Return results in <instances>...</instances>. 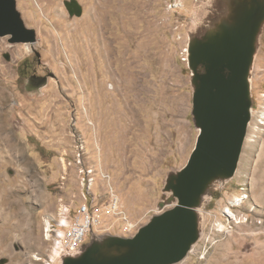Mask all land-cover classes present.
Masks as SVG:
<instances>
[{
	"label": "rangeland",
	"instance_id": "obj_1",
	"mask_svg": "<svg viewBox=\"0 0 264 264\" xmlns=\"http://www.w3.org/2000/svg\"><path fill=\"white\" fill-rule=\"evenodd\" d=\"M66 1L15 0L35 42L0 36V264H60L46 217L69 223L82 205L100 216L77 253L126 244L174 208L199 130L194 81L219 60V49L199 51L221 47L230 22L245 61L252 49V116L234 174L202 194L193 252L175 264H264V0H179L177 9L172 0H74L79 16ZM31 69L47 81L28 92ZM112 194L117 215L105 212ZM243 194L227 220L222 211Z\"/></svg>",
	"mask_w": 264,
	"mask_h": 264
},
{
	"label": "water",
	"instance_id": "obj_2",
	"mask_svg": "<svg viewBox=\"0 0 264 264\" xmlns=\"http://www.w3.org/2000/svg\"><path fill=\"white\" fill-rule=\"evenodd\" d=\"M64 5L70 14L74 12L76 16L80 15V6L74 0L66 1ZM241 20L242 17L239 23ZM226 25L227 30H223L226 32V41H223L221 47L215 45L213 50L204 48L199 51L200 54L209 52L216 56L214 51L219 49V60L207 66L205 74L196 76L194 81L197 83L192 96V110L199 130L191 155L179 171L172 188L174 208L154 217L126 244L113 246L130 249L129 257L101 264H175L183 260L196 236L193 231L196 225V206L201 205L202 194H207L211 187L205 180H217L221 186L227 182H222L224 178L229 180L234 174L251 117L250 88L245 84L248 78L245 75L248 73L252 49L245 61L243 40L236 42L234 47L237 39L228 38L230 35H227L233 24L230 22ZM216 30L219 34V29ZM209 33L214 41L213 31ZM0 36H9L11 43L35 42L34 32L24 27L16 11L15 0H0ZM227 43L230 46L226 49ZM195 57L189 47L188 66L193 69L194 77ZM222 61L227 63H220ZM46 81V76L31 75L25 89L28 92L35 91L45 86ZM158 207L161 209L164 205L160 203ZM190 208L196 210L191 212ZM96 246L95 242L90 246L83 245L84 248L76 255L62 256L60 264H98L84 260L85 255L102 250L90 249ZM82 252L83 257L80 256Z\"/></svg>",
	"mask_w": 264,
	"mask_h": 264
},
{
	"label": "bare ground",
	"instance_id": "obj_3",
	"mask_svg": "<svg viewBox=\"0 0 264 264\" xmlns=\"http://www.w3.org/2000/svg\"><path fill=\"white\" fill-rule=\"evenodd\" d=\"M209 31V30H208ZM226 49L228 46H230L228 43L225 45ZM226 49L223 51L225 52ZM245 84L247 86V88H251V84H250V79L249 77L246 78L245 80ZM4 104V98L0 97V134H2L4 132V127H3V117L5 116V112L3 111L2 106ZM252 111L253 109L250 108L249 113L250 116H252ZM263 120V124H264V113L261 114L260 117ZM5 138H8L7 135H4ZM9 142H10V146L14 149V151L18 150V145L17 143L11 139V137L8 138ZM17 153V152H16ZM19 154V153H18ZM17 154V156H18ZM228 181V178H224L222 182ZM207 182V185L209 186H213L216 187L220 184L219 181L214 180V179H206L205 183ZM221 182V183H222ZM240 190H243V188H240ZM245 199V194L241 195L239 197V201L238 198L236 197L234 200H231L234 204L239 205V202L241 203L243 200ZM16 205L18 207H20V202L16 201ZM196 209L190 208V211H195ZM17 214H20L19 209L16 210ZM226 212V211H225ZM7 214V213H6ZM6 214H3L5 216H3V218H6ZM222 214L224 215V211H222ZM227 214V213H226ZM8 215V214H7ZM237 215H235V213L233 212V209H229L228 211V217L227 220H231V221H235ZM51 216L46 217V228L44 229V232L47 234V236H49L52 231H54V233H52L53 238L55 239V247L58 248V251H61L63 254L66 252V247L68 244V235L67 234H63V232L65 231V228H70L71 224H72V220L69 221V223H67L66 218L65 220H59V221H54V219L50 218ZM55 225V227L59 228L60 230H57L55 232V230H51L52 224ZM54 227V226H53ZM63 229V230H62ZM221 229H223V226H221ZM225 230V229H224ZM89 235V233L87 234ZM193 252V245L190 247L188 253H192ZM131 254V250L125 247H113V248H103L102 250H98L97 253L94 254H89V255H85L84 260L86 262L89 263H109V262H113V261H118L121 260L123 258L129 257ZM80 256L83 257V252L80 253Z\"/></svg>",
	"mask_w": 264,
	"mask_h": 264
},
{
	"label": "built area",
	"instance_id": "obj_4",
	"mask_svg": "<svg viewBox=\"0 0 264 264\" xmlns=\"http://www.w3.org/2000/svg\"><path fill=\"white\" fill-rule=\"evenodd\" d=\"M180 6L179 0H172L169 2L168 7L170 9H177ZM238 198V197H237ZM239 201V198H238ZM240 206L234 204L232 201L229 202L228 206L223 210L224 217H228L229 209H235ZM120 204L116 195L112 194L110 200L108 201L105 212L110 215H117L121 213L119 210ZM97 209L93 210L87 205H82L78 210L76 215L72 219V224L70 228H65L63 234L68 235V244L66 247V252L63 254L73 255L77 253V250L81 244H83L87 239V234L93 229L99 220V213ZM226 211V212H225ZM227 213V214H226Z\"/></svg>",
	"mask_w": 264,
	"mask_h": 264
},
{
	"label": "flooded vegetation",
	"instance_id": "obj_5",
	"mask_svg": "<svg viewBox=\"0 0 264 264\" xmlns=\"http://www.w3.org/2000/svg\"><path fill=\"white\" fill-rule=\"evenodd\" d=\"M224 71H225V69H224ZM224 71H222V74H224ZM32 72H33V75L37 76V75L35 74V72H34L33 69H31V73H32ZM204 74H205V72H204Z\"/></svg>",
	"mask_w": 264,
	"mask_h": 264
}]
</instances>
